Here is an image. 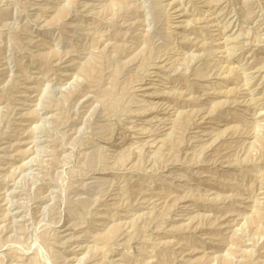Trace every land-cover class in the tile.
Here are the masks:
<instances>
[{"label": "rangeland", "instance_id": "1", "mask_svg": "<svg viewBox=\"0 0 264 264\" xmlns=\"http://www.w3.org/2000/svg\"><path fill=\"white\" fill-rule=\"evenodd\" d=\"M0 264H264V0H0Z\"/></svg>", "mask_w": 264, "mask_h": 264}]
</instances>
